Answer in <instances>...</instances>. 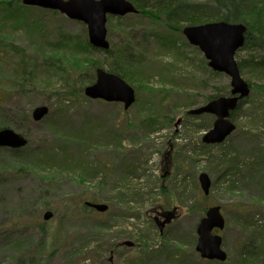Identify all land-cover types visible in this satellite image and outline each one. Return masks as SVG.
Masks as SVG:
<instances>
[{"label": "rangeland", "instance_id": "374dc122", "mask_svg": "<svg viewBox=\"0 0 264 264\" xmlns=\"http://www.w3.org/2000/svg\"><path fill=\"white\" fill-rule=\"evenodd\" d=\"M139 15L107 17L105 53L90 45L85 24L59 12L32 10L19 23L0 13V40L25 50L23 58L5 53L0 61V128L28 140L18 154L0 149V231L25 222L0 233V264H26L36 249V264H129L145 256L165 264L167 251L183 264H264V69L251 66L263 48L236 52V61L247 60L240 75L250 93L231 113L233 132L205 145L214 116L187 110L229 94V76L213 71L182 33ZM131 49L136 54L121 63L134 103L124 109L86 97L96 64ZM40 105L48 113L34 121ZM200 172L211 181L206 195ZM213 205L225 221L216 230L224 262L195 251L196 226ZM169 211L173 219L160 234L155 220Z\"/></svg>", "mask_w": 264, "mask_h": 264}, {"label": "water", "instance_id": "95a60500", "mask_svg": "<svg viewBox=\"0 0 264 264\" xmlns=\"http://www.w3.org/2000/svg\"><path fill=\"white\" fill-rule=\"evenodd\" d=\"M26 6H36L56 10L71 20H77L86 25L88 42L95 48L106 50L109 42L106 39L107 16H124L137 13V8L130 0H21ZM247 27L243 23L224 20L211 21L197 25H185L182 34L188 43L196 46L207 60V65L214 71L222 72L230 78L229 95H220L207 101L204 105L189 109L187 114L214 115L210 129L201 137L204 144H219L235 129L230 118L231 111L237 108L239 100L248 96L250 86L241 77L235 59V53L244 45ZM84 95L90 99H100L106 102H120L124 109L129 108L135 101V91L122 77L106 71L101 67L95 69V81L83 89ZM48 113L46 105L33 108L31 117L34 121L41 120ZM27 144V138L11 128H0V147L21 148ZM198 181L201 190L206 195L210 187L207 173L200 172ZM86 205L98 212H105V203L85 202ZM50 210L42 215L44 220L52 217ZM173 218L171 211L167 212L164 220L158 225L160 232L166 223ZM224 218L217 205L209 206L196 226L197 239L195 251L206 260L223 262L227 254L221 247V236L215 230L224 228ZM123 245L132 247V241H124Z\"/></svg>", "mask_w": 264, "mask_h": 264}, {"label": "trees", "instance_id": "16d2710c", "mask_svg": "<svg viewBox=\"0 0 264 264\" xmlns=\"http://www.w3.org/2000/svg\"><path fill=\"white\" fill-rule=\"evenodd\" d=\"M132 2L138 9L137 14H140L139 16L146 17L153 22L160 23L168 30H174L175 32H179V34L181 33L182 28L181 23L195 25L218 20L243 23L247 27L244 46L255 45L263 48L264 50V0H132ZM32 10H48L51 13L58 12L34 6H25L21 3V0H0V13L2 14L3 20L5 17H8L14 19L16 23H19L21 22L19 18H23L26 13H30ZM171 41L172 40H167L168 43ZM128 50L126 53H120L109 62L104 61L108 67L107 71L115 73L126 80H128L130 74L121 62H129L132 59L131 57L136 54L132 49L131 53H128ZM109 51V49L104 50L105 53H109ZM5 53H15L23 58L25 50L17 44L0 40V61L3 60ZM30 62H32V60ZM104 63H97L96 65L98 67ZM237 63L239 69H241L246 65L247 60H240L237 61ZM251 66L264 69V54L257 61L252 63ZM33 77V73H29L28 79H32ZM218 95L219 94L215 96ZM2 99L3 93L0 92V101ZM241 103L242 101L239 102L237 108L241 106ZM201 116L202 115L195 117L198 118ZM202 146L206 147L205 145ZM23 148L10 149L0 147V149L8 150L13 154H18L23 151ZM35 224L41 231H43L45 225L44 221H37ZM20 226L24 227L25 222L22 224L14 223L5 225L4 230L0 231V233L4 232L10 234L15 228H20ZM173 248L174 247L171 249ZM38 251L39 249L33 251L32 255L34 256L26 259V264H36L40 260V253H38ZM172 251L174 252V249ZM167 252L168 253L165 254V264H183V257L178 258L176 257L177 255L171 257L170 251ZM148 259L149 256H145L144 260L138 261V263H135L133 260L129 264H153L151 261H148ZM19 263L23 264L21 263V260Z\"/></svg>", "mask_w": 264, "mask_h": 264}, {"label": "flooded vegetation", "instance_id": "af4514ba", "mask_svg": "<svg viewBox=\"0 0 264 264\" xmlns=\"http://www.w3.org/2000/svg\"><path fill=\"white\" fill-rule=\"evenodd\" d=\"M158 221V220H157Z\"/></svg>", "mask_w": 264, "mask_h": 264}]
</instances>
